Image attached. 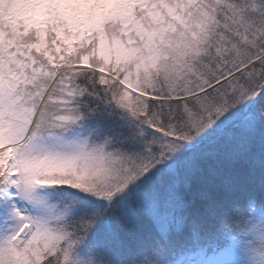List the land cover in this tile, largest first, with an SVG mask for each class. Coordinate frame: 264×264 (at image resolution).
Segmentation results:
<instances>
[{
  "label": "snow or ice",
  "instance_id": "obj_1",
  "mask_svg": "<svg viewBox=\"0 0 264 264\" xmlns=\"http://www.w3.org/2000/svg\"><path fill=\"white\" fill-rule=\"evenodd\" d=\"M0 264H264V0H0Z\"/></svg>",
  "mask_w": 264,
  "mask_h": 264
}]
</instances>
